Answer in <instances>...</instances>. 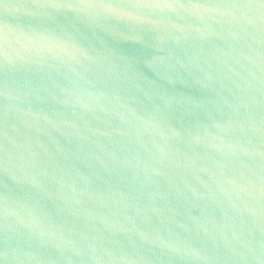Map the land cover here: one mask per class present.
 Returning a JSON list of instances; mask_svg holds the SVG:
<instances>
[{"label":"water","instance_id":"water-1","mask_svg":"<svg viewBox=\"0 0 264 264\" xmlns=\"http://www.w3.org/2000/svg\"><path fill=\"white\" fill-rule=\"evenodd\" d=\"M124 11L0 0V260L264 264V13Z\"/></svg>","mask_w":264,"mask_h":264},{"label":"snow or ice","instance_id":"snow-or-ice-1","mask_svg":"<svg viewBox=\"0 0 264 264\" xmlns=\"http://www.w3.org/2000/svg\"><path fill=\"white\" fill-rule=\"evenodd\" d=\"M47 6L54 8H67L70 10H77L83 8H100L106 10L111 16L117 19L141 20L146 23L143 17H135L130 13L124 11L126 9H188V8H257L264 13V0H45ZM77 28V25H73ZM68 47H78L73 41L67 43ZM3 65L0 64V71L3 70ZM0 95H3L0 91ZM0 151H6L4 145L0 144ZM34 223H39V219H34ZM6 241L0 239V256L7 254ZM0 264L3 261L0 260Z\"/></svg>","mask_w":264,"mask_h":264}]
</instances>
